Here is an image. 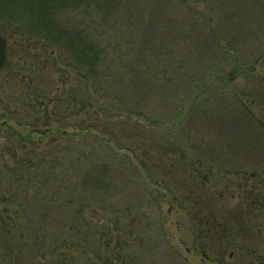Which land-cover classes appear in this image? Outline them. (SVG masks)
<instances>
[{"label": "rangeland", "instance_id": "obj_1", "mask_svg": "<svg viewBox=\"0 0 264 264\" xmlns=\"http://www.w3.org/2000/svg\"><path fill=\"white\" fill-rule=\"evenodd\" d=\"M158 1L177 26L190 21L182 34L164 39L178 43L171 44L176 63L156 74L158 87L145 86V100L137 88L125 91L120 76L114 86H94L57 50L11 38L0 21L8 64L25 66L0 70V210H9L0 214V235L7 233L3 218L10 226L17 219L26 237L54 241L43 247L26 239L32 252L40 249L32 256L11 232L16 241L10 249L0 242V264H20L29 254L34 264H264V0L243 5L248 9L235 20L246 22L219 16L218 26L207 22L208 8L215 10L207 0ZM74 17L89 30L95 24L91 16ZM121 18L118 31L101 24L111 63L121 58L113 46L125 37ZM199 87L205 93L196 97ZM120 90L126 101L118 102ZM178 109L186 112L179 124ZM247 153L260 162L254 176L237 169L245 168ZM104 164L110 168L102 170ZM247 204L255 205L252 213ZM206 209L214 212L210 222ZM48 211L53 220L45 229Z\"/></svg>", "mask_w": 264, "mask_h": 264}, {"label": "trees", "instance_id": "obj_2", "mask_svg": "<svg viewBox=\"0 0 264 264\" xmlns=\"http://www.w3.org/2000/svg\"><path fill=\"white\" fill-rule=\"evenodd\" d=\"M216 0H207V2H211L215 5V10L212 8H208L210 16L206 14L207 22L212 24L215 23L216 26L219 25V16H222L221 19L223 22L230 23L236 22L241 23L242 21L235 20L238 18V15L241 13L246 12L248 7L246 8L243 5H248L251 3V0H229L232 1L233 4L231 7L228 5V0H222L223 2H227L225 8L221 10L218 9L217 5H221L223 2L218 0L217 5L215 3ZM127 3V6H124ZM159 4L158 0H0V21L4 22L11 31V38L18 36L25 40H38L45 42L46 46L51 48L53 51L57 50L58 53L57 58L64 59L72 66L79 75L83 78L90 80L94 83V86H99L102 84L103 80L111 83V80L114 81L116 77L120 76V79L123 84L122 88L126 91V89H133L137 88L139 91V95L143 96V99L146 98V88L145 86L153 85V87H158L160 85V80L157 78L156 74L163 76L166 75L169 66H171L172 62L176 63L174 60L173 49H171V44H176V41H172V43L165 42L164 39H173L175 32L178 33L183 32L184 25H187L188 20L186 21H179L180 26L176 25V18L174 16H167L169 7L163 6L162 9L156 4ZM242 5V6H240ZM217 8V9H216ZM153 9V10H152ZM168 9V10H167ZM242 10V11H240ZM167 11V12H166ZM232 11L237 12L238 14H232ZM244 11V12H243ZM166 12V13H165ZM241 12V13H239ZM83 15V16H91L94 20V26L91 30L83 27L84 25L76 23L75 15ZM147 14H151V18H147ZM155 15V19H154ZM122 17L126 19V22L123 20L125 27L121 26V31L124 30L123 43L118 39H114L115 43L113 46L121 52V58L116 60L115 63H111L108 61V52L107 48L103 44L100 36L101 24L109 26L111 28L110 31H118L119 26H116L118 17ZM162 17H166L165 19L161 20ZM139 18V20H138ZM231 22V23H232ZM253 25V23H252ZM173 27V28H172ZM260 28V27H259ZM4 30H6L2 25H0V34L3 36ZM192 30V29H191ZM191 30H188L187 34L183 36V38L188 40V37L191 36ZM120 31V32H121ZM197 32L194 34L199 39H205L202 33L199 34L200 30H196ZM258 31V30H257ZM169 33V34H166ZM115 34V32L113 33ZM112 34V35H113ZM119 32L115 35L117 37ZM165 34V38L162 39L163 35ZM148 35V37H146ZM170 37V38H168ZM155 38V39H154ZM8 43V41H7ZM203 43L204 46H208L210 48L211 44L209 40H205ZM178 44V43H177ZM190 45V43H188ZM110 49V45L108 44V51ZM214 49V48H213ZM51 54V53H50ZM7 56H8V49H7ZM51 56V55H50ZM47 55L46 57H50ZM187 56L188 55L187 53ZM184 57V56H182ZM8 59V57H7ZM181 60H184L183 58ZM112 62H114L111 59ZM119 62V63H118ZM116 65V66H115ZM11 66V67H10ZM120 66V69L117 67ZM9 68L13 71L20 72V69L25 70V66L21 67L19 63L17 65H13L11 62L8 64V60L6 65L2 68ZM186 67V66H185ZM16 69V70H15ZM113 69H116L113 73ZM110 78V79H109ZM16 81V80H15ZM17 82V81H16ZM115 82V81H114ZM186 86L188 83H184ZM116 85V84H115ZM115 88V87H114ZM172 88H174L172 86ZM184 90L185 88L182 86L178 87V90ZM118 89V88H117ZM172 90V89H171ZM180 90V91H181ZM121 91L122 97L118 98V102L126 101L127 92ZM153 91V90H152ZM152 91H149L152 93ZM169 91V89H168ZM174 92V91H173ZM205 90L204 88L199 87L198 93L196 97L201 96ZM264 93V89L262 91ZM262 92L260 95H262ZM150 94V93H149ZM149 97V96H148ZM7 98V97H6ZM150 100H153L152 98ZM232 103V102H231ZM150 106V102L147 103ZM222 104V103H220ZM225 105V104H224ZM237 109L240 107L242 108V104L237 102L236 103ZM121 109H125L124 105L119 106ZM244 112L254 120L251 113H247L244 108H242ZM232 110V109H231ZM225 112V110L223 111ZM191 110L189 115L191 114ZM186 112L183 113V110L180 109L175 111V115L173 116L175 121L178 124L181 122V119L184 118ZM183 116V118H182ZM188 118V117H187ZM177 119V120H176ZM255 125L258 129L262 126L257 124V121H254ZM177 124V125H178ZM263 128V127H262ZM259 129V130H260ZM58 131V129H54L53 131ZM49 137V136H48ZM209 138V136H207ZM256 138L262 139L263 136H254ZM211 139V138H210ZM264 142V140H263ZM164 145V144H163ZM186 146H188L186 144ZM240 146L246 150L245 145L240 141ZM182 147V146H181ZM192 147V146H191ZM239 146L234 147L236 150ZM171 148V147H170ZM174 149V147H172ZM230 151L232 150L230 147L228 148ZM182 150L185 151L184 147ZM171 152V151H169ZM176 153V151H174ZM182 152V151H181ZM167 154V153H165ZM178 154V153H177ZM256 154V155H255ZM176 155V154H175ZM173 155V156H175ZM184 155V153L180 154ZM263 155V154H262ZM238 156V155H237ZM233 158H237L235 154H232ZM240 157V156H238ZM254 158H259L257 152L253 154ZM241 158V157H240ZM250 155L247 153L245 155V160L242 162L245 163V168H237L239 172L243 171L248 174H252L253 176L256 175L255 166L257 167L260 165V162L257 161H250ZM253 159V158H252ZM249 161V162H248ZM107 163H109L107 161ZM254 165V166H253ZM102 170H107L110 168L109 164L102 165ZM255 168V169H252ZM110 176V175H109ZM108 176V177H109ZM89 179V178H88ZM107 177L105 178V180ZM111 179V177L109 178ZM85 183V182H84ZM86 184H88L86 182ZM95 188L97 184L93 185ZM79 194V189H77ZM37 194H35L36 196ZM4 200H0V202ZM247 204V211L246 214L252 213L253 208L255 205ZM250 206V207H249ZM84 206H80L79 208H83ZM52 209V206H51ZM50 209V211H51ZM79 209V210H80ZM16 209H13L12 212H16ZM207 213V217L209 222L213 220V210H204ZM9 213L8 208H3L0 210V214ZM47 225L45 224V229H49V220H53L51 217V213L47 212ZM238 213L242 214V207L238 208ZM3 218V217H1ZM216 218V216H215ZM31 226L32 228L38 232L39 228L34 225L32 221L33 218L30 217ZM226 218V223L229 221ZM3 226L1 230H6L7 233H3L0 235V242L3 245H6L8 249L11 248V245L16 241L10 240L9 234L14 232L17 241L19 244L23 246H27L25 249L31 255L40 251L36 250V252L31 251V247H34V244H28L26 239H30L34 243H40L36 240V238L30 234H26V228L21 225V221L17 219H13L11 222L12 226L8 225V221L4 220L1 221ZM39 222V221H38ZM216 225V224H213ZM36 227V228H34ZM218 227V225H217ZM222 227V226H221ZM227 228V227H226ZM225 228V230H226ZM220 229L218 228L217 231ZM224 229L221 228V231ZM17 232V233H16ZM101 237L98 240V243L101 244ZM53 240H49L45 238V242H41V246L48 247L46 245L53 244ZM29 255L26 256V260H20V264H34L32 261V257ZM41 255V254H40ZM62 255V256H61ZM33 256V255H32ZM64 254H60V257H63ZM24 258V257H23ZM43 260L45 257L42 256ZM64 259V258H63ZM47 260V259H46ZM99 260H102L100 258ZM49 263V260H48Z\"/></svg>", "mask_w": 264, "mask_h": 264}, {"label": "water", "instance_id": "obj_3", "mask_svg": "<svg viewBox=\"0 0 264 264\" xmlns=\"http://www.w3.org/2000/svg\"><path fill=\"white\" fill-rule=\"evenodd\" d=\"M7 40L0 34V70L7 63Z\"/></svg>", "mask_w": 264, "mask_h": 264}]
</instances>
